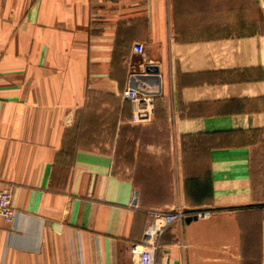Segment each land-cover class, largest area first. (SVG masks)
<instances>
[{"label": "crops", "instance_id": "0c3cea01", "mask_svg": "<svg viewBox=\"0 0 264 264\" xmlns=\"http://www.w3.org/2000/svg\"><path fill=\"white\" fill-rule=\"evenodd\" d=\"M178 1L0 0V264H136L173 207L212 212L167 228L157 264H264V31L184 38L236 15ZM151 63L135 124L123 91Z\"/></svg>", "mask_w": 264, "mask_h": 264}, {"label": "built area", "instance_id": "2783aa9c", "mask_svg": "<svg viewBox=\"0 0 264 264\" xmlns=\"http://www.w3.org/2000/svg\"><path fill=\"white\" fill-rule=\"evenodd\" d=\"M147 68L156 73V64H148L143 73H133L131 84L123 91V97L130 102L132 107L131 122L145 124L155 117L157 89L148 87L140 79V75L146 74ZM154 74V73H153ZM152 74V75H153ZM210 209H182L173 207L167 210H153L150 212L151 220L146 226L144 237L141 241H135L130 245L131 253L136 257V264H157L160 248V237L163 232L175 222L186 217H207ZM15 208L12 206V195L8 188L0 189V217L12 222L15 217Z\"/></svg>", "mask_w": 264, "mask_h": 264}, {"label": "rangeland", "instance_id": "374dc122", "mask_svg": "<svg viewBox=\"0 0 264 264\" xmlns=\"http://www.w3.org/2000/svg\"><path fill=\"white\" fill-rule=\"evenodd\" d=\"M229 1L228 6L232 9L231 14L236 15V17L231 16L218 17L216 19H203L204 23H216L218 25H214L213 29L210 28L206 31H204L205 29L203 28L200 35H198L197 31L199 24H201V18L191 16L190 18L181 19L182 36L184 38H196L201 35L204 36L205 33H215V30L218 31V34H220V32L225 33L230 30L229 28L231 26L236 27L238 32L264 31V0ZM178 3L183 4L193 14H195V11L193 10L197 9L198 5L201 6V0H184L183 2L178 1ZM176 21L178 22V19H176ZM175 25L178 26L176 23ZM146 66H141L140 68L145 70Z\"/></svg>", "mask_w": 264, "mask_h": 264}, {"label": "water", "instance_id": "95a60500", "mask_svg": "<svg viewBox=\"0 0 264 264\" xmlns=\"http://www.w3.org/2000/svg\"><path fill=\"white\" fill-rule=\"evenodd\" d=\"M158 72V69H156V73ZM155 74V72H152L151 70H150V68H147V72H146V74H143V75H140V79H142V80H151L152 79V74ZM195 218H197V217H191V216H188V217H186V221H191L192 219H195Z\"/></svg>", "mask_w": 264, "mask_h": 264}, {"label": "bare ground", "instance_id": "6f19581e", "mask_svg": "<svg viewBox=\"0 0 264 264\" xmlns=\"http://www.w3.org/2000/svg\"><path fill=\"white\" fill-rule=\"evenodd\" d=\"M263 3V2H262Z\"/></svg>", "mask_w": 264, "mask_h": 264}]
</instances>
